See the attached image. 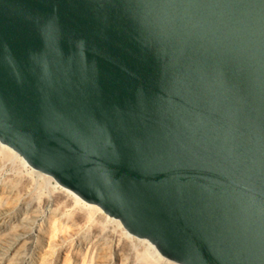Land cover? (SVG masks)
Segmentation results:
<instances>
[{
	"label": "water",
	"instance_id": "95a60500",
	"mask_svg": "<svg viewBox=\"0 0 264 264\" xmlns=\"http://www.w3.org/2000/svg\"><path fill=\"white\" fill-rule=\"evenodd\" d=\"M0 141L178 264H264V0H0Z\"/></svg>",
	"mask_w": 264,
	"mask_h": 264
},
{
	"label": "rangeland",
	"instance_id": "374dc122",
	"mask_svg": "<svg viewBox=\"0 0 264 264\" xmlns=\"http://www.w3.org/2000/svg\"><path fill=\"white\" fill-rule=\"evenodd\" d=\"M5 149L12 156L0 154V215L8 213L0 218V264L155 261H146L142 254L148 244L146 239L129 234L120 220L106 215L99 207L82 201L74 211L75 205L64 187L51 176L21 164L22 156L14 150ZM49 196L56 205L48 208ZM81 207L94 211L87 214ZM159 260L160 264H178L161 256Z\"/></svg>",
	"mask_w": 264,
	"mask_h": 264
},
{
	"label": "bare ground",
	"instance_id": "6f19581e",
	"mask_svg": "<svg viewBox=\"0 0 264 264\" xmlns=\"http://www.w3.org/2000/svg\"><path fill=\"white\" fill-rule=\"evenodd\" d=\"M6 148H9L10 150H14V149H12L11 147H9L8 145H6V144H4V143H2L1 141H0V154H4V155H10V156H12L11 154H10V151H7L6 149H5V147ZM15 151V150H14ZM15 153H16V151H15ZM18 153V152H17ZM18 155H20L19 153H18ZM16 156V155H15ZM22 156V155H21ZM20 157V156H19ZM20 163L21 164H27V165H29L28 164V162L26 161V159L22 156L21 157V161H20ZM30 166V165H29ZM30 167H32V166H30ZM25 168V167H24ZM33 168V167H32ZM34 169V168H33ZM8 170V169H7ZM36 170V169H35ZM38 171V170H37ZM36 171V172H37ZM40 172V171H39ZM41 174H42V172H41ZM43 174H45V173H43ZM47 175V174H46ZM48 176H50V175H48ZM52 177V176H51ZM50 177V178H51ZM53 178V177H52ZM51 178V179H52ZM54 179V178H53ZM57 182V181H56ZM47 183V182H46ZM49 184V183H48ZM57 184H59L58 182H57ZM60 185V184H59ZM58 187V186H57ZM65 188V187H64ZM65 193H69V195H67L68 197H71L72 198V202L74 203V205L75 206H73V210L75 211L76 210V205H79L82 201L83 202H85L82 198H80L75 192H73L72 190H70V189H68V188H65ZM87 203V202H86ZM88 204H90V203H88ZM37 205H39V204H37ZM56 205V203H55V200L53 199V197H51V196H49V199H48V202H47V206H48V208L49 207H51V206H55ZM85 205V204H84ZM91 206H95V207H99V206H97V205H94V204H90ZM100 208V207H99ZM98 208V209H99ZM81 209L83 210V211H85L87 214H90V211L92 210V211H94L93 209H87V208H84V207H81ZM49 210V209H48ZM100 210V209H99ZM103 211V210H102ZM104 212V211H103ZM105 213V212H104ZM8 213H3V214H1V215H7ZM106 214V213H105ZM1 215H0V218H2L3 219V216L1 217ZM106 215H108V214H106ZM109 216V215H108ZM111 217V216H110ZM112 218H114V217H112ZM114 219H116V218H114ZM111 220V219H110ZM119 220V219H118ZM121 222V221H120ZM122 223V222H121ZM124 226V225H123ZM124 228H125V230L129 233V234H131L127 229H126V227L124 226ZM123 228H121V230H122ZM120 233V232H119ZM118 233V234H119ZM126 233V232H125ZM131 235H133V234H131ZM134 236V235H133ZM129 236H127V238H128ZM136 237V236H135ZM134 237V238H135ZM137 238H139V237H137ZM116 239V238H115ZM140 239H144V238H140ZM140 239L138 240L139 242H141L140 241ZM118 240V239H117ZM147 240V242H148V244L147 245H145V243H144V245H145V247L143 248V250H142V254H143V256L147 259L146 261H149L150 259H155V261L154 262H148L147 264H160V260H159V257L161 256V257H164L161 253H160V251L157 249V247L151 242V241H149L148 239H146ZM120 241V240H119ZM138 241H136V242H138ZM139 244H141V243H139ZM141 246V245H140ZM137 251V250H136ZM140 254V253H139ZM142 256V257H143ZM139 257V256H138ZM140 258V257H139ZM165 258V257H164ZM142 259V258H141ZM165 260V259H164ZM166 260H169V259H167L166 258ZM171 261V260H170ZM172 262H174V261H172ZM146 263V262H145Z\"/></svg>",
	"mask_w": 264,
	"mask_h": 264
}]
</instances>
